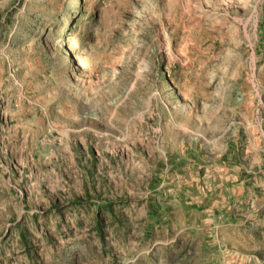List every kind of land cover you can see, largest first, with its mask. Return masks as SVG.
I'll list each match as a JSON object with an SVG mask.
<instances>
[{"label":"rangeland","instance_id":"374dc122","mask_svg":"<svg viewBox=\"0 0 264 264\" xmlns=\"http://www.w3.org/2000/svg\"><path fill=\"white\" fill-rule=\"evenodd\" d=\"M0 264H264V0H0Z\"/></svg>","mask_w":264,"mask_h":264}]
</instances>
